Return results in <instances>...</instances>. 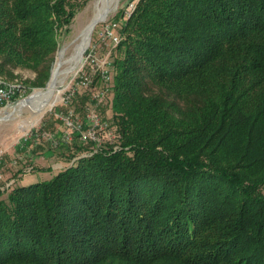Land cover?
I'll return each instance as SVG.
<instances>
[{"label":"trees","instance_id":"obj_1","mask_svg":"<svg viewBox=\"0 0 264 264\" xmlns=\"http://www.w3.org/2000/svg\"><path fill=\"white\" fill-rule=\"evenodd\" d=\"M89 1L0 0V75L46 86ZM119 34L113 140L0 188V264H264V0H138Z\"/></svg>","mask_w":264,"mask_h":264},{"label":"rangeland","instance_id":"obj_2","mask_svg":"<svg viewBox=\"0 0 264 264\" xmlns=\"http://www.w3.org/2000/svg\"><path fill=\"white\" fill-rule=\"evenodd\" d=\"M137 1L120 0L116 9L107 16L106 20L95 26L91 43L84 53L82 62L74 71L68 74L58 91L57 98L46 109L39 110L37 114L26 107L13 110L21 99L31 96L38 90L46 89L50 82L44 87L33 89L25 86L22 96L12 104L0 108V157L2 156L4 175L0 181V188L10 187L14 183H35L40 180L50 179L60 169L75 163L79 157L92 154V152L79 150L75 146L74 141L78 139V132H73V139L70 142L62 140L61 137L65 129L62 116L66 115L70 110L83 121L86 129L90 126V121L88 120L89 109L93 108L98 113L101 122L109 124L107 127L98 130L100 138L95 143L105 146L113 140L114 133L109 134L108 132L111 129L109 123L111 120V108L107 97L110 92L113 54L115 53L116 45L120 41L119 33L123 21L126 16L131 14ZM95 2L96 0H90L74 17L70 24L69 32L61 38L54 67L58 66L59 61H62V64L59 65L61 66L60 69L73 65L75 61L73 59L76 58L83 40L80 34L85 31L92 20ZM122 11L125 14L124 16H122ZM115 37L119 39L118 42ZM90 54L98 57L97 59L101 62L107 57L109 58L111 61L107 67L109 69V78H104L101 72H96L93 73V80L90 86L82 87L79 84L82 71H90L93 68L89 62ZM66 60L68 61L65 63ZM97 75H100L101 78H96ZM17 77L18 79L32 80L35 74L31 70L20 69L17 71ZM92 91H105V97L100 104H97L96 100H94ZM33 103L37 104V102ZM28 104L29 108H31L32 103ZM50 134H53V138L61 141L59 145L47 138V135ZM79 139L83 142L88 141L82 140L80 135ZM79 139L78 141H80ZM70 150H72V153L79 155L75 157L73 155L66 156L69 155L68 152ZM62 153L66 155H62ZM34 156H38V160H35Z\"/></svg>","mask_w":264,"mask_h":264},{"label":"built area","instance_id":"obj_3","mask_svg":"<svg viewBox=\"0 0 264 264\" xmlns=\"http://www.w3.org/2000/svg\"><path fill=\"white\" fill-rule=\"evenodd\" d=\"M118 42L119 39L115 37ZM90 63L93 68L90 71H82L79 79V84L82 87H89L92 83L93 73L101 72L104 78H109L108 65L111 63L107 57L105 60L99 61L95 55L90 54ZM25 91L24 85H18L16 87H7L5 84H0V108L6 107L12 104L16 99L23 95ZM93 98L96 100L97 104H100L104 97L105 91H93ZM88 120L90 121V126L85 129L83 121H81L72 110H70L66 115L62 116L65 129L62 134V140L65 142H70L73 139V132H78L82 140H92L98 141L99 135L98 130L107 127V124H103L99 119L98 113L93 109H89ZM112 134V132H109ZM45 136V135H43ZM48 139L53 140L57 145L60 144V140L53 138V134L47 135ZM2 156L0 157V181L3 179V166H2Z\"/></svg>","mask_w":264,"mask_h":264},{"label":"bare ground","instance_id":"obj_4","mask_svg":"<svg viewBox=\"0 0 264 264\" xmlns=\"http://www.w3.org/2000/svg\"><path fill=\"white\" fill-rule=\"evenodd\" d=\"M119 1L120 0H96L92 20L90 24L88 25V27L85 29V31H83L80 34L81 39L83 38V40L79 47V51H78L76 58L73 59L75 60L73 65L65 69H60L61 66H59L54 72V75L50 81V84L46 89H42V90H38L34 92L29 97L28 100L20 102L18 105H16V107L13 110H19V109L26 107L34 111L35 114H37L39 110L41 111V110L46 109L49 105H51L54 102V100L57 98V94H59L58 91L60 87L62 86V84L65 82L64 80L66 79L68 74L71 71H74L75 68L78 67V65L82 62L83 47L85 44H87L88 37L90 34V30H91V25L93 21L102 16H105V20H106L107 16H109L110 13H112L116 9ZM67 61L68 60H66L65 63ZM61 64L62 63H60V65ZM0 84H5L7 87H16L18 85H22L20 82L7 80L1 75H0ZM33 102H37V104H34ZM28 103H32L31 108H29L30 106Z\"/></svg>","mask_w":264,"mask_h":264},{"label":"water","instance_id":"obj_5","mask_svg":"<svg viewBox=\"0 0 264 264\" xmlns=\"http://www.w3.org/2000/svg\"><path fill=\"white\" fill-rule=\"evenodd\" d=\"M104 20H105V16H102V17H99V18H97V19H95V20L93 21V23H92V25H91V30H90V34H89V37H88L87 44H85L84 47H83V52H82L83 55H82V59H83V56H84V53H85L86 49L89 47V45H90V43H91L92 33H93V30H94L95 26H96L98 23H100V22H102V21H104ZM60 63H61V61L58 62V66H56V67L53 68V70H52V75H51V77H50L48 83L51 81V79H52V77H53V75H54V72H55L56 69L59 67ZM48 83H47V84H48ZM29 97H30V96L25 97L24 99H21L19 102H22V101L28 100Z\"/></svg>","mask_w":264,"mask_h":264},{"label":"crops","instance_id":"obj_6","mask_svg":"<svg viewBox=\"0 0 264 264\" xmlns=\"http://www.w3.org/2000/svg\"><path fill=\"white\" fill-rule=\"evenodd\" d=\"M34 158H35V160H38V156H34ZM35 162H37V161H35Z\"/></svg>","mask_w":264,"mask_h":264}]
</instances>
